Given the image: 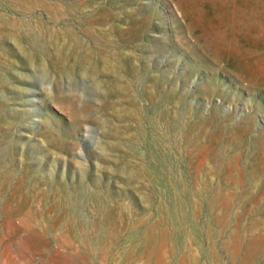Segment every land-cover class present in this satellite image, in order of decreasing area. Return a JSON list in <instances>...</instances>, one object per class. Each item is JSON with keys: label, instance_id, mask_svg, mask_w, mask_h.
I'll return each instance as SVG.
<instances>
[{"label": "rangeland", "instance_id": "rangeland-1", "mask_svg": "<svg viewBox=\"0 0 264 264\" xmlns=\"http://www.w3.org/2000/svg\"><path fill=\"white\" fill-rule=\"evenodd\" d=\"M146 262L264 264V0H0V264Z\"/></svg>", "mask_w": 264, "mask_h": 264}, {"label": "bare ground", "instance_id": "bare-ground-1", "mask_svg": "<svg viewBox=\"0 0 264 264\" xmlns=\"http://www.w3.org/2000/svg\"><path fill=\"white\" fill-rule=\"evenodd\" d=\"M19 2V4H22V1H18ZM40 3V2H39ZM54 3V2H53ZM34 4V3H33ZM38 6H40V5H38ZM59 6V5H58ZM46 7V6H45ZM49 8V7H48ZM62 8V7H61ZM44 9V8H43ZM62 10V9H61ZM52 12V11H51ZM55 13V12H54ZM13 17V16H12ZM20 19V18H19ZM19 23V22H18ZM14 25V24H13ZM28 26V25H27ZM14 28V27H13ZM148 95V94H147ZM148 113V112H147ZM74 122V121H73ZM59 124V123H58ZM4 150V149H3ZM254 178V177H253ZM224 196V195H223ZM134 201V200H133ZM244 202V201H243ZM261 203V202H260ZM130 205V204H129ZM241 205V204H240ZM255 210V209H254ZM76 218V217H75ZM256 230V229H255ZM38 232V231H37ZM255 232V231H254ZM253 232V233H254ZM84 243V242H83ZM168 247V246H167ZM44 248V247H43ZM45 249V248H44ZM46 250V249H45ZM167 250H168V248H167ZM150 252H149V254L150 255H153V252H154V248H151V250H149ZM134 254H135V251H134ZM147 257V256H146ZM151 258V257H150ZM149 263V262H148ZM146 264H147V262H146ZM158 264V263H157Z\"/></svg>", "mask_w": 264, "mask_h": 264}]
</instances>
